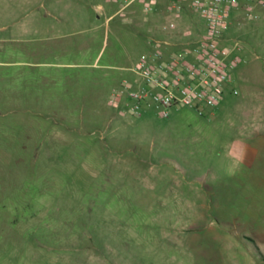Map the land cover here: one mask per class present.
<instances>
[{
    "label": "rangeland",
    "instance_id": "1",
    "mask_svg": "<svg viewBox=\"0 0 264 264\" xmlns=\"http://www.w3.org/2000/svg\"><path fill=\"white\" fill-rule=\"evenodd\" d=\"M191 20L0 0V264H264V7L231 11L241 61L215 108L110 101Z\"/></svg>",
    "mask_w": 264,
    "mask_h": 264
},
{
    "label": "built area",
    "instance_id": "2",
    "mask_svg": "<svg viewBox=\"0 0 264 264\" xmlns=\"http://www.w3.org/2000/svg\"><path fill=\"white\" fill-rule=\"evenodd\" d=\"M123 10L138 3L143 13L166 12L179 19L187 10L196 12L202 24L191 20L176 40L148 38L149 49L125 68L124 77L110 94L117 103L123 97L132 115H140L149 105L158 115L168 117L172 110L191 107L202 113L223 98L231 72L241 61L237 38L226 36L232 9L241 7L247 16L264 0H110ZM160 9V10H159ZM164 28L176 31L179 22L170 19ZM189 28H192L191 30Z\"/></svg>",
    "mask_w": 264,
    "mask_h": 264
},
{
    "label": "crops",
    "instance_id": "3",
    "mask_svg": "<svg viewBox=\"0 0 264 264\" xmlns=\"http://www.w3.org/2000/svg\"><path fill=\"white\" fill-rule=\"evenodd\" d=\"M164 3V0L161 2V10H162V4ZM90 6H92L93 8H94V10H96L97 12H99V13H102L103 12V9H104V7H103V5L100 3V2H97V3H94V2H92V4H90ZM131 6V5H130ZM129 6V7H130ZM160 10V9H159ZM157 13H161L160 11L159 12H157ZM134 18H135V16H133L132 14H129L128 15V17H126V19H125V21H126V23L127 24H130V23H132L133 22V20H134ZM180 36V34L177 32V33H173V35H171L170 36V38H168V39H170V40H176V39H178V37ZM131 37H133L132 35H131ZM126 68V67H125ZM224 97V96H223ZM219 104V103H218ZM217 104V105H218ZM216 105V106H217ZM215 106V107H216ZM214 107V108H215Z\"/></svg>",
    "mask_w": 264,
    "mask_h": 264
}]
</instances>
